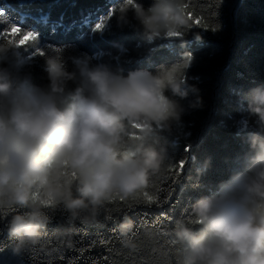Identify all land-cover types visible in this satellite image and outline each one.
Listing matches in <instances>:
<instances>
[{"label": "clouds", "instance_id": "1", "mask_svg": "<svg viewBox=\"0 0 264 264\" xmlns=\"http://www.w3.org/2000/svg\"><path fill=\"white\" fill-rule=\"evenodd\" d=\"M115 9L117 27H133L148 43L167 39L183 46L198 28L189 0H151L147 7L119 0ZM13 32L0 36V221L14 255L35 249L51 255L52 241L71 247L77 225L100 226L109 202L132 199L166 171L173 158L164 134L203 101L186 79L187 53L155 71L125 75L108 63L55 52L44 57L46 83H34L20 50L37 34L19 26ZM238 103L246 115L237 126L248 150L227 179L173 218L171 250L154 249L171 255L170 264H264V84L249 88ZM209 166L205 158L196 175ZM57 212L63 223L49 234ZM133 229L127 217L118 226L130 251L137 248Z\"/></svg>", "mask_w": 264, "mask_h": 264}, {"label": "trees", "instance_id": "2", "mask_svg": "<svg viewBox=\"0 0 264 264\" xmlns=\"http://www.w3.org/2000/svg\"><path fill=\"white\" fill-rule=\"evenodd\" d=\"M140 2L147 7L151 0ZM118 3L0 0V36L10 25L37 34L32 45L20 50L28 61L24 71H30L37 84L46 83L42 65L50 53L63 51L93 63H108L125 75L137 69L155 71L183 60L187 53L191 63L185 76L199 89L203 107L186 111L181 123L164 134L162 143L173 162L145 190L158 204L147 203L145 191L136 201L116 198L103 209L100 226L77 225L72 246L52 241L55 251L51 255L39 249L14 255L0 221V264H170L171 255L166 259L154 249L171 250L168 231L173 218L227 179L248 150L245 133L237 126L246 115L238 101L249 88L264 84V0H189L190 10L196 13L194 22L201 23L186 35L183 46L167 39L148 43L133 27H117L112 14ZM109 13L107 25L95 30V24ZM193 32L201 39L196 40ZM192 98L190 94L188 99ZM182 103L186 105L187 100ZM205 158L210 159V166L197 176L195 169ZM181 160L185 161L182 171L177 167ZM126 217L134 225V251L121 244L118 226ZM62 223L63 215L55 213L48 233Z\"/></svg>", "mask_w": 264, "mask_h": 264}, {"label": "snow or ice", "instance_id": "3", "mask_svg": "<svg viewBox=\"0 0 264 264\" xmlns=\"http://www.w3.org/2000/svg\"><path fill=\"white\" fill-rule=\"evenodd\" d=\"M110 15H111V13H109V16L104 17L102 20H100V22L96 23L95 26H94L95 30H100V29H102L103 26H104V24H105V21L110 17ZM196 23H197V24H200L201 22H200V21H196ZM202 26L205 27V28L207 27V25H202ZM15 27H16V25H10L9 28H8V30H6V31L3 33L2 36L7 37V38H11L14 34H16V33L13 32V29H14ZM33 36H34V34H33ZM184 163H185V161L181 160V161L179 162V164L177 165V167H179V168L181 169V171H182V169H183V165H184ZM139 194H140V193L136 194V196H134V197L132 198V200H133V201H136L137 196H139ZM143 194H144V196L146 197V201H147V203H149V204H158V203H159V201H158L157 199H155L153 196L149 195L146 191H145ZM115 199H116V198H114V200H115ZM118 199L121 200V201H125L122 197H121V198H118ZM137 202H138V201H137ZM165 202H167V201H165ZM129 206H131V205H129ZM166 219H167V217H166Z\"/></svg>", "mask_w": 264, "mask_h": 264}]
</instances>
